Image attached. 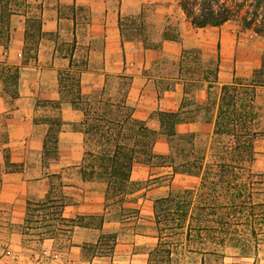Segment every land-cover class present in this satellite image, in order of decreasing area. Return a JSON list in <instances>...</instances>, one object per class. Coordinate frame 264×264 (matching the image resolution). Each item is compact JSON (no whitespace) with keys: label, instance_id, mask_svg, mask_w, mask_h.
<instances>
[{"label":"crops","instance_id":"obj_1","mask_svg":"<svg viewBox=\"0 0 264 264\" xmlns=\"http://www.w3.org/2000/svg\"><path fill=\"white\" fill-rule=\"evenodd\" d=\"M40 1L43 4L35 12L30 0H11V41L8 49L0 44V59L21 66L22 73L20 96L15 102L11 105L0 95V116H6L5 131L9 138L6 144L0 141V203L10 205L12 215H16L12 220L17 223L24 222L29 199L43 200L47 196L48 175H63L70 167L82 168L85 156V135L79 130L82 114L68 100L61 102L60 111L52 104L66 93L65 88H60L61 71L71 66L75 68L77 63L84 61L87 68L82 72L81 83L85 91L132 107L135 118L160 130L159 112L180 113L182 117L195 113L193 105L185 102L190 95L187 92L189 79L174 73L184 49L219 50L220 53L217 82L209 88L204 78L200 80L192 98L197 106H205L209 94L218 102L224 84L235 78L252 77L262 65L264 37L238 31L228 23L197 28L183 13L178 24L181 34L169 37L174 34L169 25L178 5L172 4V0H120L118 5L113 0ZM149 2L157 4L146 18L151 34L148 35L150 43L145 44V38L132 25V18L141 14ZM81 7L91 11L88 19L79 13ZM31 18L40 20L41 34L35 32ZM212 37L213 45L210 43ZM35 49L37 61L30 58L25 64L26 57ZM125 80L128 81L126 88L122 87ZM215 88L217 96L212 92ZM258 91L264 103V85ZM217 106L212 111L213 122L194 117L192 121L178 123L177 131L196 132L200 137L209 138L207 145L210 146ZM56 113L63 119L58 138L59 159L45 165L44 143L50 128L46 119ZM4 147L25 156L22 171L4 170ZM155 152H169L166 136L158 137ZM172 173L171 167L135 163L132 178L146 181L174 177L172 185L190 188L200 183L196 176ZM178 179L181 184H175ZM169 188V185L159 184L155 189L144 190L145 199L135 206L143 208L144 202L153 204V199L164 195ZM106 189L107 184L101 179L84 180L82 174L77 175L72 184L63 187V193L71 201L63 215L76 218L93 214L94 210L103 211ZM74 229L83 232L97 228L75 226ZM138 255L146 256L140 253L134 256Z\"/></svg>","mask_w":264,"mask_h":264},{"label":"trees","instance_id":"obj_2","mask_svg":"<svg viewBox=\"0 0 264 264\" xmlns=\"http://www.w3.org/2000/svg\"><path fill=\"white\" fill-rule=\"evenodd\" d=\"M185 17L194 27H219L235 14L236 1L233 0H176ZM11 0H0V44L8 49L11 41L10 14L13 13ZM253 14L262 12L261 20L255 23L257 33L264 35V0H251ZM258 15V14H257ZM259 16V15H258ZM34 30L41 34V22L31 18ZM256 20V19H255ZM254 20V21H255ZM247 27L251 22H246ZM169 37H179L175 34ZM201 49H184L180 65L192 52ZM32 58L37 61V50L29 53L25 64ZM209 73L213 79L204 76L208 87L217 82L220 70V53L213 60ZM76 67L60 73V88L66 93L53 101L60 111L61 102L68 100L75 110L82 114L79 130L85 135V156L82 164L84 180L101 179L106 182L105 212L109 205L118 204L128 221L132 213L141 212L136 207L141 203L136 194L145 190V183L151 180H134L133 165L144 163L154 167H171L173 173H182L200 178L194 188L172 185L162 196L153 199V227L158 242L153 254L165 257L172 255L179 246L180 237L187 244L196 246L191 252L218 255L227 247L241 252L257 253L264 243V172L257 173L252 165L259 151L257 142L264 138V105L257 101L259 87L264 85V62L252 77L235 78L221 88L217 102L209 94L205 104L207 113L216 105L217 114L210 146L197 143L196 132H178L176 125L195 118L180 116V113L159 112L160 130L148 126L144 120L133 116L132 107L120 102L105 100L84 90L81 83L82 72L87 68L84 61ZM21 66L11 65L0 59V95L12 105L20 96ZM210 91V90H209ZM50 128L44 143L43 162L45 165L59 159L58 138L62 130L61 114L46 119ZM213 122V115L206 119ZM160 135L167 137L169 152L157 154L155 144ZM8 134L0 135L3 144L8 143ZM91 141L89 148H86ZM4 170L19 172L25 168V156L3 148ZM0 165V175H1ZM48 192L43 200H28L23 227L29 230L43 219H33L28 215H39L45 211L53 222L45 224L49 230L41 232L43 238L54 239L66 227L103 229V224H95L96 215H78L67 218L64 208L71 201L63 193L65 184H56L48 175ZM156 180V179H153ZM1 185V179H0ZM59 193L60 195H53ZM146 193L142 197L145 199ZM110 198L113 202L110 203ZM48 221V220H47ZM64 227V228H62ZM29 234V232H26ZM95 244L77 245L80 249H90ZM161 254V255H160ZM171 259V258H170ZM158 261V258L157 260ZM164 261V260H162Z\"/></svg>","mask_w":264,"mask_h":264},{"label":"rangeland","instance_id":"obj_3","mask_svg":"<svg viewBox=\"0 0 264 264\" xmlns=\"http://www.w3.org/2000/svg\"><path fill=\"white\" fill-rule=\"evenodd\" d=\"M30 1L35 12L43 4L40 0ZM113 1L116 5L120 3V0ZM233 1L237 2L235 7L236 12L226 24L234 26L238 31L251 32L264 37L263 34L257 33L258 26L255 25L257 20H261L262 12L253 14L254 7L249 4L251 0ZM171 2L174 5L177 4L176 0H172ZM156 4L151 2L146 3L142 13L132 18V25L137 27L141 36L145 38V44L150 43L148 35L151 34V29L146 23V18L151 11H154ZM79 11L85 19H88L89 14H91L88 7H81ZM182 14L183 11L176 5L173 17H171L172 23L169 25L173 29L174 34L179 32L178 36L181 34L178 24L181 21ZM246 22H251V26L247 27ZM210 43L214 44L213 37ZM216 56V50L206 52L195 51L192 52L188 59L184 60L182 65L179 63V66L174 69V73L177 76L189 79L187 92L190 95L187 96L185 102L188 105H193L195 113L193 116L187 115V118L197 117L206 121V119L213 115L212 112L207 113L205 106L200 104L197 106L192 98L196 88L200 85V80L204 76L213 79V74L209 73V70L213 68V60ZM263 62L264 53L262 57ZM127 83L128 81L125 80L122 87L126 88ZM212 92L214 96H217L218 90L216 88ZM257 101L264 105L259 91ZM5 117L0 116V135L2 137L6 133ZM197 143L200 146H208L209 138L197 135ZM89 144H91V141H88L86 148H89ZM257 149L260 153L252 165V169L254 172L262 173L264 172V138L259 140ZM70 168L65 174L60 175V177H53L54 182L58 185L60 183L70 185L77 175L82 174V168L79 170ZM173 179L174 177H167L152 180L145 183L144 187L145 190H150L155 189L159 184L167 186L169 181H173ZM176 183L181 184V180H176ZM143 192L145 191L135 196H139L140 200L143 198ZM53 195L59 196L60 194L53 193ZM112 200L110 198L109 202L112 203ZM93 214L96 215L95 224H103V229L97 228L96 230L79 232L75 231L74 227H66L54 239H45L40 233L49 230L45 224L53 222L50 214L45 215V211H43L36 216L33 214L28 215L33 219L42 220L43 216L45 218L34 225L37 228L27 231L23 227L24 222L17 223L15 220H12L16 215H12L10 205L0 203V264H264V243L261 244V248L257 253L251 252L245 254L238 249L227 247L224 252L221 251L218 255H211L208 253L191 252V249L196 245L194 243L187 244L184 237H180L179 246L172 255H166L163 259L159 254L155 256L153 250L157 245L158 239L155 237L157 231L153 228L155 224L152 222L154 214L151 202H144L142 211L132 213L130 219L125 222H122V219L126 215L121 211L118 204L109 205L105 212L94 210ZM26 232H29V234H26ZM83 243L95 245L88 250L77 247V245H82ZM138 253L146 254V256L138 255L135 257L134 255ZM157 258L158 261H156Z\"/></svg>","mask_w":264,"mask_h":264}]
</instances>
